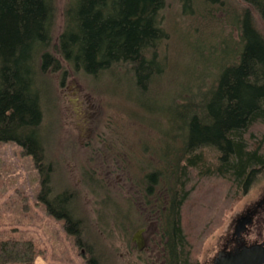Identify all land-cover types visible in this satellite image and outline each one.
Wrapping results in <instances>:
<instances>
[{
	"label": "rangeland",
	"instance_id": "1",
	"mask_svg": "<svg viewBox=\"0 0 264 264\" xmlns=\"http://www.w3.org/2000/svg\"><path fill=\"white\" fill-rule=\"evenodd\" d=\"M71 1L53 0L56 35L62 31L64 12ZM223 2V11L216 6L209 12L205 7L198 17L183 16L179 0L166 1L161 14L166 36L153 49L156 63L145 82H137L130 65L93 73L87 70L91 64L75 69L55 54L53 60H58L59 69L53 70L52 64L44 73L40 65L37 67L36 86L43 110L40 136L44 162L52 166V193L70 194L77 190L83 183L79 169L86 166L81 154L92 156V203L86 191L76 202L86 215L92 206V224L81 222L80 235L68 233L66 221L51 215L39 198L41 177L33 157L16 143L0 142V239L32 242L37 252L33 264H93L91 255L96 264H165L167 256L158 246L161 242L157 229L152 232L154 226L149 222L145 224L150 229L146 236L152 238L149 248L153 250H129L135 230L146 216L153 215L140 201L139 185H145V176L153 167L163 170L159 180L172 172L164 168L186 136L181 120L185 103L199 101L216 77L217 63H222L225 51L220 49L225 39L232 45L238 37L227 14L229 9L246 5L242 0ZM253 14L256 27L264 30L257 14ZM90 141L92 149L87 146ZM108 147L112 152H108ZM117 154V159H112ZM201 154L206 162L216 161L212 149L206 148ZM119 156L129 162L127 172L123 171L119 162L124 161ZM164 185L159 183L161 203ZM214 189L208 187L203 199L206 204L219 201L220 205L193 243V264H206L217 251L216 241L230 219L264 196V172L244 194L234 190L219 196L213 193ZM202 195H196L199 201ZM70 201L72 214L75 202L72 198ZM101 201V216L108 223L98 221ZM126 215L130 222H110L113 217L129 218ZM258 229L264 236V222Z\"/></svg>",
	"mask_w": 264,
	"mask_h": 264
},
{
	"label": "trees",
	"instance_id": "2",
	"mask_svg": "<svg viewBox=\"0 0 264 264\" xmlns=\"http://www.w3.org/2000/svg\"><path fill=\"white\" fill-rule=\"evenodd\" d=\"M166 1L72 0L56 35L53 0H0V142L16 143L33 157L41 177L39 198L51 215L66 218L68 233L80 235L81 225L71 218V196L55 195L50 187L52 166L44 162L40 136L43 110L37 67L44 73L52 64L53 70L59 69L55 54L75 69L91 64L87 70L93 73L130 65L138 83L147 81L156 63L153 49L166 36L161 19ZM242 1L246 7L227 14L238 37L232 45L225 39L222 63H217L216 77L199 101L185 103V139L163 167L172 171L160 178L170 200L164 215L168 227L161 232L169 237L165 264H193V243L220 205L206 204L208 187L219 196L234 190L244 194L264 172V30L256 27L253 14L264 26V0ZM179 4L183 16L198 17L202 8L211 12L212 7H225L223 0ZM206 148L215 152V162L203 159ZM158 175L148 174L145 185ZM198 193L203 194L200 201ZM36 255L30 241L0 239V264H33Z\"/></svg>",
	"mask_w": 264,
	"mask_h": 264
},
{
	"label": "flooded vegetation",
	"instance_id": "3",
	"mask_svg": "<svg viewBox=\"0 0 264 264\" xmlns=\"http://www.w3.org/2000/svg\"><path fill=\"white\" fill-rule=\"evenodd\" d=\"M100 140L99 143L103 142V139L101 137L97 138ZM87 146L89 149H92V141L88 143ZM110 147V146H109ZM108 147V148H109ZM107 148V149H108ZM92 152V150H91ZM108 152H112V148L108 149ZM83 156V160L86 163V166L83 169H79L82 175L83 183H80L77 186V190L74 189L69 195L71 196L72 200L75 202V206L73 207L72 211V220L82 223H90L92 224V206L90 207V214L86 215L84 212H81L79 208L76 206V202H79V198L82 196L81 192L86 191L84 193H87L90 197L91 203H92V156L88 157V154L85 152H82L81 154ZM117 155H115L112 159H117ZM122 159V156H119V160ZM124 163L121 161L119 162L122 165L123 171L128 170L129 162L123 160ZM150 173H159L156 180L152 182L151 184L148 183L147 185H139L141 188V196L140 201L145 204L148 212L153 215H148L145 218V221L141 222L142 226H139L130 239L129 244V250L136 253H142L147 250H153L149 247L151 246L150 241L151 237H147L146 234L149 232V228L145 226L147 222L153 224V230L152 232L157 229L159 241L161 244H158V246H162L166 253L165 245L168 244L169 237L162 235V230L167 229V221L169 218H166L164 215L167 210L170 211L169 203L170 200H168V196L164 194V199L161 203V190L159 189V176H160V169L159 167H153L152 170L148 171L146 176ZM145 176V177H146ZM86 182V183H85ZM46 204V203H45ZM163 204V205H162ZM152 205V206H151ZM47 207V205H46ZM102 201H101V207H100V213L98 215V221L99 222H107L103 219L101 216L102 212ZM88 213V212H87ZM129 218H125L121 220V217H113L114 220L112 221H122V222H130V216L126 215ZM61 219H64L66 221L65 217H60ZM144 219V218H143ZM167 220V221H165ZM264 222V196L259 199L258 201L254 202L252 205L248 206L246 209H244L243 212L236 214L234 217H232L229 221V224L227 225L225 231L223 234H221L216 242H218L217 245V251L215 254L209 259L206 264H214L215 259L219 257V255L227 254L229 252H234L236 249L245 247V246H252L256 244H261L264 242V236H262L259 226L260 223ZM108 223V222H107ZM244 223V224H243ZM243 224V225H242ZM156 225V227H155ZM141 233L139 235V244L133 241V237L135 236L137 231H140ZM81 233V227L79 229ZM149 236V234H148ZM135 238H138V236H135ZM151 238V239H150ZM80 240L79 238H77ZM163 244V245H162ZM90 250L92 254V243L90 244ZM140 247V248H138ZM168 252V251H167ZM95 258V257H94ZM92 255L90 257V260L92 261ZM95 261V260H94Z\"/></svg>",
	"mask_w": 264,
	"mask_h": 264
},
{
	"label": "water",
	"instance_id": "4",
	"mask_svg": "<svg viewBox=\"0 0 264 264\" xmlns=\"http://www.w3.org/2000/svg\"><path fill=\"white\" fill-rule=\"evenodd\" d=\"M140 233L141 230L135 234L138 238L133 237V241L138 244ZM214 264H264V242L252 246H245L227 254H220L215 259Z\"/></svg>",
	"mask_w": 264,
	"mask_h": 264
}]
</instances>
